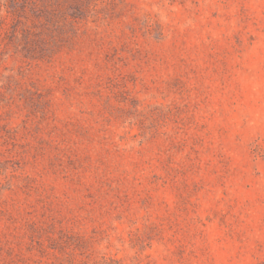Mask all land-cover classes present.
I'll return each mask as SVG.
<instances>
[{
  "label": "rangeland",
  "instance_id": "1",
  "mask_svg": "<svg viewBox=\"0 0 264 264\" xmlns=\"http://www.w3.org/2000/svg\"><path fill=\"white\" fill-rule=\"evenodd\" d=\"M0 264H264V0H0Z\"/></svg>",
  "mask_w": 264,
  "mask_h": 264
}]
</instances>
